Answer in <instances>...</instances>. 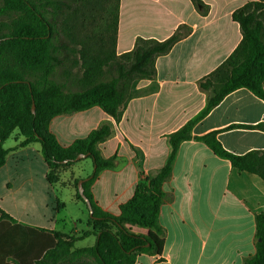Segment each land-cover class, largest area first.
Returning <instances> with one entry per match:
<instances>
[{
	"label": "crops",
	"instance_id": "1",
	"mask_svg": "<svg viewBox=\"0 0 264 264\" xmlns=\"http://www.w3.org/2000/svg\"><path fill=\"white\" fill-rule=\"evenodd\" d=\"M200 1L204 11L192 0H120L117 55L131 52L139 38L165 41L179 36L171 51L156 60L158 89L131 99L119 123L99 106L50 120L49 131L63 148L87 138L103 124L113 126L112 136L98 149L102 157L113 158L114 163L99 171L90 186L96 204L113 216L120 215L121 206L134 196L142 180L148 181L152 171L164 168L172 152L170 135L206 107L210 92L201 87L200 81L222 65L243 39L240 24L233 19L234 12L248 3L264 4V0ZM258 13L264 23V8ZM150 84V80H140L137 89L150 90ZM260 124H264V100L246 88L228 94L195 123L193 138L181 143L171 175L162 184L159 223L163 233L144 231L155 243L156 251L140 253L135 264H244L255 255L256 216L264 214V180L239 172L229 160L217 156L195 138L215 132L230 152L242 155L261 151L264 131L244 128ZM17 131L19 137L14 144L4 146L8 154L0 174L9 168V163L16 172L0 181V208L24 223L8 203L28 193L31 197L27 201L35 196L36 175L28 171L23 174L20 169L30 170L37 161L43 168L41 193L45 209L50 207L54 215L48 223L45 213L35 222L24 224L67 234L56 224V214L65 208V202L54 194L55 184L62 183L63 171L58 180L51 181L41 144L22 146L25 138ZM137 153L142 156L140 170ZM87 159L90 158L77 160L64 172L76 164H81L80 171L85 172ZM95 168L86 176L72 172V181L67 185L76 189L77 201H81L77 185L88 179ZM74 228L73 232L79 231L77 223Z\"/></svg>",
	"mask_w": 264,
	"mask_h": 264
},
{
	"label": "trees",
	"instance_id": "2",
	"mask_svg": "<svg viewBox=\"0 0 264 264\" xmlns=\"http://www.w3.org/2000/svg\"><path fill=\"white\" fill-rule=\"evenodd\" d=\"M1 2L0 14L12 16L13 25L8 33L0 34V168L8 154L4 143L15 130L25 138L22 146L41 144L51 169V181L59 178H54V171L68 168L80 154L87 155L96 168L83 182L84 194L92 206L91 214L76 184L77 197L89 211L90 231L76 238L31 227L0 208V264H135L140 253L153 254L156 245L144 231L154 229L163 233L159 223L164 198L162 184L171 175L181 143L193 138L195 123L237 89L246 88L264 100V23L258 13L264 4L248 3L234 12L233 19L240 24L243 39L222 65L200 81L201 87L210 92L206 107L170 135L172 152L164 168L152 171L148 181L142 180L134 196L121 206L120 215L113 216L96 204L90 191L99 171L114 163L113 158L102 157L98 149L100 143L112 136L113 126L103 124L87 138L63 148L49 131L50 120L57 115L99 106L119 123L131 99L158 89L156 60L171 51L179 36L165 41L139 38L131 52L117 55L120 0ZM192 2L205 10L200 0ZM102 11L111 12L112 18L96 31L89 27V20H94ZM58 14L62 15V23L56 31L53 21ZM71 57L78 59L75 65L81 63L82 76L78 81L79 90L65 93V84L56 82L54 77L63 61ZM64 75L67 77L69 73L65 71ZM106 76L109 78L104 80ZM140 80H150L153 88L137 89ZM244 128L264 131V124ZM195 139L206 143L217 156L229 160L239 172L255 174L264 180V150L242 155L230 152L215 132ZM137 155L136 165L140 170L142 156ZM90 235L96 237L93 246L76 247L77 241ZM244 264H264L263 213L256 216V253Z\"/></svg>",
	"mask_w": 264,
	"mask_h": 264
},
{
	"label": "rangeland",
	"instance_id": "3",
	"mask_svg": "<svg viewBox=\"0 0 264 264\" xmlns=\"http://www.w3.org/2000/svg\"><path fill=\"white\" fill-rule=\"evenodd\" d=\"M111 6L113 3L110 4ZM2 7V2L0 0V9ZM49 10V9H48ZM111 14V12H110ZM108 12H99L96 16L95 19L92 20L90 19L89 22L91 25L89 27H94L96 31L100 29V27H104L106 24L110 23L112 15H110ZM48 16V14H47ZM62 15L58 14L57 17L54 18V26L55 30L57 31L58 28H60V24L62 23L61 19ZM103 18H106V20H103ZM50 20L51 17H49ZM13 25V19L12 16L7 15V14H0V34L1 33H8ZM93 25V26H92ZM4 28V29H3ZM108 36H111V33L108 34ZM109 47V45L107 44ZM60 58H62V55H59ZM78 61L76 57H71L70 59H67L66 61H63L62 65H60L59 69H57L56 76L54 79L56 82H59L61 84H65V93H70L74 91L79 90V84L78 81L80 77L82 76V69L80 66V62L75 65V62ZM68 72L69 75L66 77L64 75V72ZM109 76L104 77V80H107ZM66 80V82H65ZM18 136V131L15 130L13 135L7 139V141L4 143V146L8 148L10 145H13L14 142L16 141V138ZM86 171L81 172V164H76L74 165L70 170L65 171V169L60 168V170L54 171V178L57 179L60 177L61 172L62 173V183H57L54 186V194L58 196L62 201L65 202V208L60 211V213L56 214L57 216V225L60 230L66 232L70 236L73 237H80L87 231H90L89 226V214L88 211L84 205L83 202L77 201L74 197V193L76 191L75 188L72 186L67 185L69 182L72 181V172L74 174L81 175V176H86L88 173V170H91L94 168L92 164L91 159L86 160ZM62 169V170H61ZM27 171L30 174L36 175V186H35V196L30 199L31 201H27V197H31L28 194H25L21 196L19 201L16 202H9L10 210L13 212V214L19 218L22 222L24 223H32L35 222V218H40L41 215H44L47 213V218L46 222H50V219H52L54 212L48 207L45 209V197L43 195V187H44V182L42 180V172L43 168L41 165L36 161L33 164V167L30 170H22L20 169V172L23 174H26ZM15 167L12 166L11 163H9V168L2 172L0 174V181H3L11 175H15ZM58 174V175H57ZM41 194V195H40ZM22 195V194H21ZM65 220V222H64ZM78 224V229L79 231H75L74 224ZM96 242V237L94 235H90L87 238H83L82 240H79L76 242V247L77 248H83V247H89L93 246Z\"/></svg>",
	"mask_w": 264,
	"mask_h": 264
},
{
	"label": "water",
	"instance_id": "4",
	"mask_svg": "<svg viewBox=\"0 0 264 264\" xmlns=\"http://www.w3.org/2000/svg\"><path fill=\"white\" fill-rule=\"evenodd\" d=\"M32 111L33 112L35 111V105H33ZM86 157H87V155L80 154V155L77 156L76 160H81V159L86 158ZM83 182H84L83 180H81L79 182L78 188H79L80 194H81L82 198L84 199V201L86 202L87 207H88V209L90 211V214H91L92 213V206H91V203H90L89 199L84 194Z\"/></svg>",
	"mask_w": 264,
	"mask_h": 264
}]
</instances>
